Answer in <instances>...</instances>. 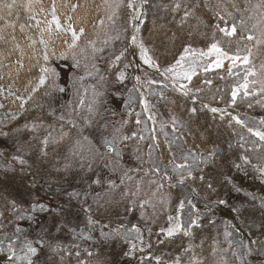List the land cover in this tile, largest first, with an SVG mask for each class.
Instances as JSON below:
<instances>
[{
  "label": "trees",
  "instance_id": "obj_1",
  "mask_svg": "<svg viewBox=\"0 0 264 264\" xmlns=\"http://www.w3.org/2000/svg\"><path fill=\"white\" fill-rule=\"evenodd\" d=\"M4 2L10 3L11 0ZM25 2L18 0V3ZM173 2L149 0L141 9V0H107V3L105 0H42L41 4H33L31 12L16 7L11 16H6L7 21L16 27L5 28L6 40L0 41V90H3L0 95L12 91L25 99L29 95L32 98L20 108L15 120L0 125V133H8L7 136L0 134V241H3L0 244L3 248L0 264L16 263L8 258L7 249L10 242L7 238L16 235L21 240L25 237L36 240L44 235L61 246L63 251L58 253L43 250L39 257L41 264H175L177 258L180 264L193 263V258L200 264H207L213 256L216 241L223 238L224 230L237 237L240 244L241 241L264 240V207H261L264 203V176L253 167L264 166V141L247 130L251 127L264 131L261 84L249 85V91L255 90L258 94L245 97L241 90L235 105L231 103L232 91L243 83L247 69L254 66L259 71L264 65V46L253 48L252 65L238 62L239 66L233 67L231 61L225 60L223 67L216 68L213 64L215 57H205L209 59L208 65L197 70L191 81H177L166 71L178 66L177 62L185 54L184 49L189 46L207 51L211 43L219 41L229 54H235L238 49L241 55L246 54L244 47H251V42L238 39L241 35L239 28L237 37L229 38L216 25L227 27L233 22L239 25L241 18L247 19L254 11L258 15L264 12V8H254L260 0H209V3L180 0L184 7L200 5L193 9L195 15L181 25L183 8L172 11ZM53 3L59 18L67 21L71 17L69 23L85 30V37L77 47L81 48V53L73 54L67 48L69 57H75V63L80 60L84 63L88 53L91 57L89 41L101 40L112 28L118 35V41L103 48L95 60L102 62L97 80L104 93L93 117L88 115L85 96L80 100L61 93L59 75L52 76L44 85H36L46 61L34 57L29 50L22 58L17 54L16 43L8 42L12 33L18 43L25 37L26 43L30 44L24 32L25 29L35 32L33 22L36 20H29L30 17H44L45 14L51 17ZM130 3L133 7H128ZM218 3L219 8L216 7ZM233 4L240 11L233 8ZM162 5H167V10ZM41 7L43 12L39 11ZM137 11L144 13L140 19L134 18ZM217 11L225 16L226 22L217 17ZM228 12L232 15L229 16ZM133 20L139 28V44L143 42L147 56L158 66L153 67L157 75L149 73L148 79L142 77L145 82L138 78L144 71L138 61L139 50L135 54L131 49ZM255 22L249 20L248 28ZM21 25L24 26L23 32L20 31ZM0 27H5V21H0ZM121 54L117 61L115 57ZM191 57L189 55L186 59ZM18 59L22 60L23 67L16 64ZM121 72L124 73L123 80L119 79ZM248 79L250 82L264 80V75ZM121 84L123 89L119 86ZM181 84L190 90L188 96L182 94ZM117 106H124L127 111L117 110ZM211 108L219 111L213 113ZM140 110L145 112L152 128L151 137L145 141L140 139L142 130L137 123ZM232 117H239L247 127L237 124ZM34 122L41 125L36 132L17 131ZM122 124L116 132L117 126ZM162 125L168 134L174 132L175 136L158 135ZM77 134L91 142L89 154L93 156L92 160H82L74 148ZM122 135L132 137L125 142L126 147L124 144L120 147L123 154L135 158L139 172L136 180L115 183L104 190L96 183L98 170L116 158L107 153L103 139ZM44 139L49 141L47 146L42 144ZM211 150L216 153L213 161L201 163ZM70 155L73 161H69ZM184 156L189 158L184 160ZM245 156L251 163H245ZM19 159L25 163L21 164ZM174 163H194L191 168L193 178H186L187 173L179 175L173 171ZM145 166L151 172L159 167L160 172L153 171L154 179L149 178L141 171ZM199 176L204 180L195 179ZM137 179L140 184H149L147 193ZM181 179L183 183L179 182ZM208 183L215 191L207 187ZM159 184L164 187L158 195L169 206L177 208L183 202L189 222L200 217L199 227L191 228V237L183 232L168 237L166 230L174 225L166 221L168 214L165 210L152 214L147 204L141 207ZM73 193L77 195L73 196ZM219 199L227 203L217 204ZM40 204L46 207L45 212L30 219L33 206ZM21 216L23 218L19 219ZM57 224L62 225L59 232L54 227ZM17 228L21 229L19 234ZM43 229H47V233ZM136 229L147 241L149 249L146 253L140 252L138 241L129 236V232ZM188 248L191 250L185 251ZM259 258L264 261V256Z\"/></svg>",
  "mask_w": 264,
  "mask_h": 264
},
{
  "label": "snow or ice",
  "instance_id": "obj_2",
  "mask_svg": "<svg viewBox=\"0 0 264 264\" xmlns=\"http://www.w3.org/2000/svg\"><path fill=\"white\" fill-rule=\"evenodd\" d=\"M41 4L42 0H26L25 3H18V0H11L10 3H6L4 2V0H0V21H5V27H0V41H5L6 37L4 35L5 32V28H12L15 29L16 25L13 23H10L7 21L6 16H11L12 15V9L16 8V7H23L26 10H28L29 12L32 11L33 9V4ZM105 3H107V0H105ZM149 0H141V3L139 5V8L143 9L144 5L148 4ZM205 3H209V0H205ZM200 5L199 3H196L194 5H190L188 7H184V5L180 2V0H174V2L171 5L172 11H180L183 8L184 11V15L181 17V25L185 24L188 22L189 18L193 17L195 15L194 12V8H198ZM75 7V6H74ZM128 7H133V4L130 3L128 5ZM162 7L165 8V10H167V5H162ZM216 7H220V4L218 3L216 5ZM233 8H236L237 11H240L239 8H237V6L235 4L232 5ZM255 9H262L264 8V0H260V3H258L257 5L254 6ZM5 10H7L6 15ZM40 12H43L44 9L41 7L39 9ZM222 11H226V9H222ZM229 16L232 15L231 12L227 13ZM144 13L142 11H137L136 13V17L135 19H140L141 16H143ZM217 17L221 20V21H225V16L221 15L220 11L216 12ZM51 16H52V20L47 22V27H42L40 28V43L43 44L45 46V49H47L49 42L53 40V36L54 35H59L60 33H70L71 35V42L69 43L68 41H65V43L68 44V49H75L77 47H79V42L81 40V37L84 35V28L80 27L79 30H77L72 23H68L66 26L62 25L60 22L59 17L56 15V6L55 3H53L52 9H51ZM31 19L35 20V16H31ZM69 20H71V17L68 18ZM249 20H255L256 22L253 23L251 25V28H248V21ZM226 22V21H225ZM101 24H103V20L100 21ZM55 25V28L52 27V25ZM37 27H40V21H37L36 23ZM216 28L223 33V35L225 37H237V33H238V28L240 29V37L238 39H243L245 41L251 42V47H249L248 45H245L244 47V52L246 54L241 55L240 54V50L238 49L237 52L235 54H229L228 51H226L223 47H221L219 41H214L213 43H211L210 47H208L207 51H203V50H196L193 49L191 46H189L188 48L184 49V55L181 56L180 60L177 62V65L179 68L183 69L182 72H176L175 68H168L166 69L167 72L170 73H175L177 76L182 77L184 80L187 81H191L193 76L196 74V70H195V60H193L192 65H190L189 67L185 68L184 67V61L186 60V58L191 55L193 57L196 58H200V57H215L213 64L216 68H221L224 65V61L225 60H229L231 61V64L233 67L239 66V64H243V65H252V60L251 57L253 55V48H258L260 46H264V12H260L258 15L257 13L254 11L253 15L247 17V19L241 18L239 25H237L235 22H233L232 24H230L227 27H221L220 24L216 25ZM137 31H139V28L137 27L136 29ZM20 31L23 32L24 31V26L21 25L20 26ZM45 33H47V39H45ZM16 37L13 35L12 36V40H15ZM29 40H31L32 38L29 37ZM136 37L133 36L132 37V43H136ZM36 43L35 40H32V44L29 45V47H31L32 45H34ZM105 43H107V41H105ZM89 46L92 48L93 52H97V51H102V49H98L95 46V42L94 41H89L88 42ZM17 49L20 48L19 44H16L15 46ZM139 47L141 49V59H143L144 63L149 65L150 67H158L157 65H155V63L151 60L150 57L147 56V49L145 48L143 42H141L139 44ZM63 55V54H62ZM121 55H118L115 57V59L118 61L121 59ZM21 56H23V51H21ZM44 59L47 60L48 59V55L47 53H45L44 55ZM16 64L19 65L20 67H23V63L22 60L18 59L16 61ZM212 65H209L208 67H211ZM208 68H205V71H207ZM41 72L43 73V75L39 78V85H44L49 77V74H51L53 77H55L56 73H55V69L52 68H41ZM264 75V65H261L259 71L254 67H249L246 71V74L243 78V83L235 88L232 91V100L231 103L233 105H235L236 100H237V96L238 94L241 92V90L243 91V95L245 97L249 96V95H254V94H258L255 92V90H253L252 92L249 91V85L250 83L252 84H261V88H260V92H264V80L262 79H254L251 82L249 81L248 77H258ZM119 79L123 80L124 79V73L121 72ZM205 83H211V81H205ZM62 90V89H61ZM180 90L182 91V94L184 96H188L189 94V89H187V85L185 84H181L180 86ZM3 91V90H0ZM35 91V89H34ZM9 95L10 96H15L16 100L21 101L20 103V108H24V105L28 102V100H30L32 97L31 95L28 96L27 99H25L23 96H17L15 92L9 91ZM83 103V102H81ZM0 108H4V104L0 103ZM213 113H216L219 111V109L217 108H211L210 109ZM89 111H92L91 107L89 108ZM193 112L196 111L195 108L192 109ZM13 119H15V117H13ZM61 120H63V117H60ZM233 120L236 121L237 124H240L243 127H247V125L244 124V121L240 120L239 117H232ZM71 123V121H70ZM137 123H139V121H137ZM261 124H264V120L261 121ZM73 127H76L75 124H72ZM41 127V125H39L38 123L34 122L31 125L29 124H25L23 126V129H17V131H22V130H29L32 132H36L37 129ZM248 132H250L253 136H256L260 141H264V131H260V130H254L251 127H247ZM2 135L7 136L8 133H0ZM85 140H87V137L84 138ZM132 139V137L127 136V135H122L119 138H117L116 136H113L112 138H107L105 137L103 139V146L106 148L107 153L112 154V156L114 158H119L121 156V153L123 151V148L120 147L121 144H124V146L126 147V141ZM140 139H143V137H140ZM49 143L48 139H44L42 141V144L47 146V144ZM243 147V145H241ZM137 151H139V149H137ZM191 155V152L189 153ZM215 150H211L209 151L208 155L206 157L203 158L202 161H200L201 163L204 164H210L214 157H215ZM46 155V153H45ZM149 155H151V153H149ZM189 157L188 156H184L182 159L187 160ZM14 159H18L17 157H14ZM245 163H251V161L248 159L247 156L243 157ZM175 160V157H173V162ZM19 162L21 164H24L25 161L23 159H19ZM236 167H240V165H236ZM253 167H255L256 171L260 173L261 176H264V166H257V165H253ZM177 169H187V174H186V178H193V173L191 171V166L186 164V163H180V164H175L174 163V167H173V171H176ZM156 173L160 172L159 167H156L153 169ZM165 175H167L165 173ZM183 175V174H182ZM195 179H199L201 181L204 180L203 176H199L196 177ZM180 183H183V179H181L179 181ZM97 184L100 183L99 180L96 181ZM153 183H156L155 181H153ZM114 185L110 184V187H113ZM159 188L164 187L163 184H159L158 185ZM207 187L209 189H211L212 191H215V189L213 188V185L211 183H208ZM237 191H239V189H237ZM73 196H76L77 194L73 193ZM147 201H145L144 203L141 204V207H144V204H146ZM217 204L223 205L226 204L227 202L223 199H219L216 201ZM184 203L181 202L179 204V209L182 211L184 209ZM13 207H15V205H13ZM193 208H195V205H192ZM261 207H264V203L261 204ZM45 210V206L43 204L40 205H34L32 208L33 212L36 211H44ZM198 211V210H197ZM237 212H239V209H236ZM0 216H2V214H0ZM19 219H22L23 217H18ZM30 219L32 217H29ZM169 219H173L172 217H169ZM200 220V217L197 216L196 219L191 220L189 222L188 227H185L184 224L181 222V220L179 218H176V222L174 224V226L169 227L166 230V235L168 237H173L175 236L177 233L183 232V235L191 237L193 235L191 228L193 226H197L199 227L198 221ZM91 222V221H90ZM55 230L57 232L62 230V225L61 224H57L54 225ZM43 231L45 233H47V229H43ZM136 231H139L138 229H136ZM21 232V229L17 228L16 229V233L19 234ZM231 233L226 232L225 236H230ZM9 239V243L7 244V249L9 252V259L10 260H20V261H24L26 262V264H41V261L39 259L40 254L43 250H49L52 253H58L60 251H63V249L61 248V246L57 243L54 244L51 241L47 240L45 238L44 235L38 237L36 240H30L27 237H25L24 239H20L19 235H16L14 238H7ZM0 244H3V241H0ZM253 245L255 247H253ZM19 247L20 252L22 253V255L18 256L17 252H16V247ZM241 246L244 249L245 252V258L242 262V264H251L250 261L247 260V257H262L264 256V240H252L249 243H244L243 241H241ZM133 248H135V245H133ZM191 249H185V251H190ZM0 251H3V248H0ZM77 255H79V253H77ZM89 255H91V253H89ZM61 259H63V257H61ZM175 264H180V259L177 258L175 261ZM193 264H200V262L198 260H196L195 258H193Z\"/></svg>",
  "mask_w": 264,
  "mask_h": 264
},
{
  "label": "rangeland",
  "instance_id": "obj_3",
  "mask_svg": "<svg viewBox=\"0 0 264 264\" xmlns=\"http://www.w3.org/2000/svg\"><path fill=\"white\" fill-rule=\"evenodd\" d=\"M135 18V17H134ZM60 22L62 25H67L69 23V20L63 21L61 17L59 18ZM32 20V19H29ZM35 22H33V26L35 27V32H30L28 29H25V33L27 35L28 39L31 37L32 39L29 40L30 44H32V40H35L36 43L32 45L31 47H28L30 44L26 43L25 37L21 39V42L16 38L15 40H12L13 34L11 33V37L9 39V43L11 41H14L16 44L20 45V48L17 49L19 54L21 56V51H23V55L26 54L27 50L34 54V57H41V59L45 62L46 61V66L47 68H52L55 69V73L59 75L60 80H61V86L62 90L61 93L66 96V97H75L78 99H82L83 96L86 97L88 101V108L91 107L92 111L88 112V115L93 117L95 115V111L97 109V106L99 105L100 98L102 97V94L104 93V90L102 89V85H100L99 81L97 80L98 75L101 73L99 72L100 67L99 64L102 63L99 59V63L96 62V57L101 54L102 51H97L93 52L92 48L88 46L89 51L91 52V57L88 53V56L84 58V63L82 60H80V63H75L74 59L75 57H69V50L67 51L68 44L65 43V41H68L69 43L71 42V35L70 33H60L59 35H54L53 40L49 42V45L47 49H45V46L41 44L40 41V28L42 27H47V22L52 20V16L49 17L46 14L44 17H41L38 15L37 18H35ZM37 21H40V27L36 26ZM31 22V21H30ZM32 23V22H31ZM53 28H55V25H52ZM132 35L136 37V43H132L131 49L134 51L136 54L138 52V61L139 63L142 64L144 67L143 73L140 72V75L137 76L140 78V81H146L144 78L148 79L149 73H153L157 75V71H155V68L150 67L149 65L145 64L143 59H141V50L138 49L139 47V40L137 38L138 36V31L137 29V23L136 20H133L132 22ZM76 28V27H75ZM77 29V28H76ZM79 30V29H77ZM106 33H108L106 36L102 37L101 40H96L95 46L98 49H103L107 45H111L115 42L118 41V35L115 33V31L112 29H109ZM85 31L84 35L81 37H85ZM45 39H47V33H45ZM81 41V40H80ZM107 41V43H105ZM22 43V44H21ZM8 44V43H7ZM71 52L73 54H80L81 53V48L77 49H71ZM47 53L48 59H44V55ZM63 54V55H62ZM23 58V56H21ZM92 58V59H91ZM193 60H195V70H199L200 68L206 67L208 65L209 59L207 58H196V57H191L189 59H186L184 63V67L187 68L190 65H192ZM57 65V66H56ZM176 72H182L183 69L179 68L178 66L175 68ZM172 76L174 77L175 80L177 81H184V79L180 76H177L175 73H171ZM43 75L41 73L39 77H37L36 80V85H39V78ZM155 76V75H154ZM52 77L51 74H49L48 79ZM137 78V79H138ZM47 79V80H48ZM47 82V81H46ZM148 83V81H147ZM150 83H148L149 85ZM120 88H124V85L121 84L119 85ZM140 86V84H139ZM142 88V87H141ZM147 88V86H146ZM145 88V89H146ZM146 93V92H144ZM0 103L4 104V108H0V125L8 124L11 121L15 120L13 117H17L19 115L20 111V102L19 100H16V98L11 97L9 93L2 92L0 95ZM131 103V102H130ZM117 110H120L122 112H126L127 109L123 106H117ZM144 111H147V109ZM144 111L140 110L137 113V117L139 118V128L142 130V135L143 140H148L151 137L152 133V128L149 125L148 118L144 115ZM117 112V111H116ZM116 114V113H115ZM126 119V118H125ZM89 120V119H87ZM117 126L116 132L119 130V127ZM161 128L158 135H163V137H174V132L173 134H168V131L166 127L163 125L160 126ZM75 144L73 143L74 148L76 149L77 153L81 155L82 160L84 158L87 159H93V156L89 154V152L92 151V148L89 143H91L88 139L85 140L80 136V134H77L75 137ZM74 159L72 158V155L69 156V161H73ZM110 164L105 167L99 168L98 172V177L97 180L100 181L97 186L104 190H108V188L111 185H114L115 183L119 182H124V181H134L137 178L138 175V163L135 162V158L130 154V155H125L121 153V156L119 158H116V160H109ZM143 162H146L145 160L142 159ZM150 162V160H148ZM195 162V161H194ZM191 168L193 167L194 163L189 164ZM144 173H147L149 178H153V171L152 172L145 166V168L141 169ZM175 172H177L179 175L180 174H186L187 169H177ZM146 176V177H148ZM139 182V185L143 186V191L144 193L148 192V183L144 182L140 184L139 179H137ZM152 180V179H151ZM153 181V180H152ZM161 188L155 185L153 188V191L151 194H149L148 197H146L145 201H147V205L152 209L153 213H161L162 211L165 210V213L167 215L166 221L169 224L174 225L176 222V218H179L181 222L184 224L185 227H188L189 225V220L190 217L188 216L186 208H184L182 211L179 209V206L176 207H171L167 203L166 200H164L158 193H160ZM46 210V207H45ZM44 211H36L33 212L30 217H34L36 214H42ZM143 217H145V213L142 214ZM169 217H172L173 219H169ZM147 218V217H146ZM154 219V218H151ZM229 232L228 230L223 231V238L219 239L215 243L214 247V253L213 256H211L210 259H208L207 264H242L244 258H245V252L241 244L239 243L237 237H234L232 234L230 236H225V233ZM132 234V235H131ZM129 236H134L135 239L138 241L139 244V250L142 253H146V251L149 249V246L147 245V241L142 239V233L140 231H131L129 232ZM16 252L17 255L20 256L22 253L19 250V247H16ZM247 260L251 262V264H264V261L261 260L259 257H247ZM15 264H26L24 261L20 260H15ZM190 264H193L190 262Z\"/></svg>",
  "mask_w": 264,
  "mask_h": 264
}]
</instances>
